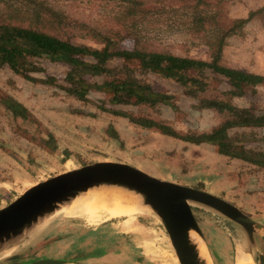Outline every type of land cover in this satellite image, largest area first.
<instances>
[{"label":"rangeland","instance_id":"rangeland-1","mask_svg":"<svg viewBox=\"0 0 264 264\" xmlns=\"http://www.w3.org/2000/svg\"><path fill=\"white\" fill-rule=\"evenodd\" d=\"M46 1L61 11L60 18L65 26V36L70 37L76 44L101 48L102 44L97 42L100 36L117 43L121 50L129 51L134 44L132 37L129 36L133 35L140 37L142 47H146L150 52L168 53L205 62L210 60L207 45L201 38H196L193 30L188 31L187 25L183 24L185 18L181 15L182 11L177 13L170 11L182 6L177 0H144L143 9L150 12L124 20L120 19L122 6L119 0ZM209 3L214 8H220L222 14L226 15L225 23L231 26L236 20L246 16L245 8L249 3L255 5L256 0H210ZM253 20L242 25L239 31L228 39L230 51L232 49L233 51L229 53L225 65L222 63L223 66L229 68L235 66L233 56L239 54L243 56L241 50L249 52L256 50L257 36L259 32L264 33V12ZM260 22L259 27L257 25ZM122 24L127 28H123ZM242 41L245 43L243 47ZM247 42L250 45L248 48ZM108 65L120 66L121 62L113 60ZM36 66L41 70L31 74L36 83L24 80L8 68L0 67V98H11L27 111L26 120L13 118L0 104V208L33 184L91 162L88 159H92L89 157L96 154L98 130L103 129L99 127H104L106 148L112 152L113 119H121L128 123L130 122L128 117H131L162 123L171 127L180 136L191 133L208 135L226 120L225 112L201 108L203 101L227 100V96L223 95L230 90L226 81L218 83L216 80H206L203 82L206 83L203 91L198 92L195 98H191L185 94L184 87L176 80L143 72L138 68V62L134 61V64L130 65L134 70L132 77L137 80L140 87L147 88L145 95L148 99L158 100L132 105L134 98H128L120 93L118 96L125 102L113 104L110 102L113 96L95 88H91L83 100L63 90L61 86H68L64 78L70 69L66 64L36 60ZM209 72H206V76L212 77ZM117 77L120 78L121 75ZM216 78L222 80L219 76ZM85 79L90 86H99L104 80L100 76H89ZM251 90L242 97H233L231 103L248 111L250 115H262L264 85ZM114 112H121L126 116L113 114ZM147 130L162 134L154 128ZM228 134L236 137L237 143L245 150L254 154L264 153V127L234 128L228 130ZM48 135L52 136L56 144L55 150L43 142L47 140ZM152 140L156 141V138L152 137ZM203 146L204 150L201 151L205 155L217 154L221 161L227 162L226 165H231L230 161L233 160L232 171L229 172L230 180L234 182L232 193L238 191L241 197L243 193L241 189L264 192V169L253 167L239 159L222 156L218 154L215 146L205 143ZM61 150L73 154V158L74 155L77 157L75 159L67 157L69 159L64 161ZM79 151H82V154ZM174 153L175 151H172L169 156L173 158ZM84 154L86 158H78ZM185 165L192 172V164L187 161L177 164L179 170L173 171L179 172ZM185 171L188 172L187 169ZM192 211L202 233L210 264H234L235 255L241 251L240 247H246L243 231L209 209L192 206ZM55 218L57 221L74 224L66 234L55 236L58 240L56 244H49L51 240L49 237L36 242H33V239L38 236L29 237L27 242L19 244L9 255H19L18 262L21 264H31L41 258L65 261L68 264H178L161 224L145 208L133 217L116 218L117 220L65 217L58 213ZM94 233L95 235L105 233L106 239L101 251L96 253L88 251L90 249L81 251L78 234L84 237L82 235L92 236ZM255 238L256 247L253 249L252 257L254 263L258 264L259 256H264V235ZM89 254L98 255L99 258L91 259L84 256ZM245 258L246 254L239 253L236 264H243ZM3 261V258L0 259V263Z\"/></svg>","mask_w":264,"mask_h":264},{"label":"trees","instance_id":"trees-1","mask_svg":"<svg viewBox=\"0 0 264 264\" xmlns=\"http://www.w3.org/2000/svg\"><path fill=\"white\" fill-rule=\"evenodd\" d=\"M144 0H119L122 6L120 19L146 15ZM182 3L180 8L171 9L174 13L182 11L187 30L196 34V38L207 45L210 60L200 61L173 56L168 53L150 52L142 47L140 37H132L134 42L131 50H121L117 43L108 38L100 37L97 42L101 48L76 44L70 37L65 36L64 24L61 23V11L53 7L46 0H0V67L8 68L24 80L36 83L31 76L41 72L36 66V60H46L50 63L66 64L70 69L64 78L68 86H61L70 95L83 100L91 89L113 96L111 103H124L118 96L125 94L134 98L132 105H139L150 100L145 95L147 88L140 87L132 77L134 71L130 65L138 62V68L143 72L159 74L165 78L176 80L184 87L185 94L195 98L202 92L206 80L216 82L226 81L230 90L223 94L226 101H203L201 108H210L219 113H226L224 123L208 135L194 133L185 136L177 135L171 127L145 119L128 117L129 121L144 129H157L163 135L180 139L189 144H209L217 147L218 154L245 161L246 163L264 169V153L254 154L237 143V138L228 134L234 128L264 127V114L254 116L248 111L235 107L231 103L233 97H242L249 90L264 85V77L248 73L243 70L232 69L222 65V54L228 39L239 31L242 25L251 18L258 16L262 11L249 12L244 19H238L231 26L225 23L226 15L219 7H213L210 0H177ZM185 12H183V10ZM140 13V14H139ZM142 13V14H141ZM131 18V19H132ZM187 19V21H186ZM123 28H127L124 24ZM182 27V26H181ZM135 36V35H134ZM124 38V37H122ZM113 60L121 62L120 66L109 67ZM210 71V72H209ZM206 72L212 77L206 76ZM121 75L120 78L117 76ZM103 77L99 86H90L86 77ZM216 76L222 78L218 79ZM52 80V79H51ZM251 90V91H252ZM162 99V98H161ZM129 103V102H126ZM0 104L11 113L13 118L27 119L26 109L11 98H0ZM113 114L125 117L126 114ZM45 144L56 149L51 135H48ZM63 160L69 157L67 151H62Z\"/></svg>","mask_w":264,"mask_h":264},{"label":"water","instance_id":"water-1","mask_svg":"<svg viewBox=\"0 0 264 264\" xmlns=\"http://www.w3.org/2000/svg\"><path fill=\"white\" fill-rule=\"evenodd\" d=\"M115 188L133 193L142 207L161 224L178 264H207L192 242L194 231L203 241L192 206L209 209L239 227L246 248L253 252L256 236L264 235L257 223L227 201L202 190L160 180L130 165L96 161L65 170L39 181L0 208V264H21L19 255H9L44 221L54 219L63 205L77 195L94 189ZM64 261L39 259L31 264H63ZM258 264H264L259 256Z\"/></svg>","mask_w":264,"mask_h":264},{"label":"crops","instance_id":"crops-1","mask_svg":"<svg viewBox=\"0 0 264 264\" xmlns=\"http://www.w3.org/2000/svg\"><path fill=\"white\" fill-rule=\"evenodd\" d=\"M253 11L264 12V0H256L255 5L249 3L244 12L246 16H248V13ZM246 16L243 17V19L246 18ZM253 19H255V17L251 18L247 23L254 21ZM257 26L260 27L261 22ZM253 39L255 40V37ZM262 39H264V33L262 34L259 32L256 50L250 52L245 49L241 50L243 56L241 54L233 56L235 66L231 67H237L236 69L264 77V41H262ZM243 44L245 43H242V47ZM252 45L254 44L252 43ZM248 47H250V45L247 42L246 48ZM230 48L231 46L228 41L222 54V63H224V65L227 62L229 53L233 51V49L230 51ZM236 63H238L237 66ZM228 66L230 65L228 64ZM111 122L114 135L113 151L109 152L106 148V133L104 132V127H99L103 129L98 130V138L95 143L96 154L89 157L92 159H88V161H114L124 163L160 180L202 190L231 203L252 220L264 225V192L241 189V191H243L241 197H239L240 192L238 191H236L237 193H232L234 182L230 180L231 176L229 172L232 171L231 165H233V160L230 161L231 165H226L227 162L221 161L222 159H220L217 154H213L212 156L209 154L205 155V153L201 151L204 150L203 144L193 145L181 140L171 139L167 136H163L159 132L141 128L130 122L125 123L121 119H113ZM152 137L156 138L157 142L155 140L153 141ZM71 150L72 149H70V151ZM172 151H175V156L173 158L169 156ZM79 152L82 154V151ZM171 155H173V153ZM75 157H77V155H74V158L73 154L69 156L70 159H75ZM69 158H67L66 161ZM78 158L81 159L86 157L84 154L83 156L79 155ZM184 161L192 164V172H190L187 165L180 168L179 172H174L173 170H179V168L176 167L177 164L183 163ZM185 169H187L188 172H184ZM252 192L254 193L249 195V193ZM222 194H224V196H221ZM229 196L233 198L230 199ZM254 215L256 217H254ZM50 220L44 221V223L36 227L34 232L30 234L22 244L27 242L29 237L33 238L35 236L38 237H35L33 242L49 237V240L51 239L49 244H56L58 240L55 236L66 234L74 225L73 223L67 224L64 223V221H57L56 218L53 219V221ZM78 235L80 236L81 251L90 249L88 251L92 253L101 251V246L106 239L105 233L99 235H95L94 233L92 236L82 235L84 237H81V234ZM109 237L110 236L107 234V238ZM84 256L91 257V259L99 258L98 255L93 254ZM63 264H68V262L66 263L64 261Z\"/></svg>","mask_w":264,"mask_h":264},{"label":"bare ground","instance_id":"bare-ground-1","mask_svg":"<svg viewBox=\"0 0 264 264\" xmlns=\"http://www.w3.org/2000/svg\"><path fill=\"white\" fill-rule=\"evenodd\" d=\"M143 208L141 201L133 193L115 188L94 189L84 194L77 195L69 200L62 206L58 214L65 217L79 216L96 220L103 218L116 219L133 217L135 214L142 211ZM190 238L192 242L197 244L200 257L206 261L207 264H210L211 262L202 239H200L194 231L190 232ZM240 250L239 253L246 254L243 264H255L251 251L245 246L240 247ZM239 253L235 255L234 264H236Z\"/></svg>","mask_w":264,"mask_h":264}]
</instances>
